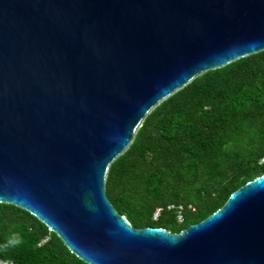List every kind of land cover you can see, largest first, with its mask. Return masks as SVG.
I'll return each instance as SVG.
<instances>
[{
  "label": "water",
  "instance_id": "95a60500",
  "mask_svg": "<svg viewBox=\"0 0 264 264\" xmlns=\"http://www.w3.org/2000/svg\"><path fill=\"white\" fill-rule=\"evenodd\" d=\"M264 51V0H0V203L85 264H264V175L179 233L104 192L150 110Z\"/></svg>",
  "mask_w": 264,
  "mask_h": 264
},
{
  "label": "trees",
  "instance_id": "16d2710c",
  "mask_svg": "<svg viewBox=\"0 0 264 264\" xmlns=\"http://www.w3.org/2000/svg\"><path fill=\"white\" fill-rule=\"evenodd\" d=\"M264 175V51L195 77L150 110L133 141L108 167L104 192L135 229L179 233ZM168 206H175L168 210ZM184 208L178 223L176 207ZM194 208V211L189 209ZM161 208L155 220L153 215ZM0 252L15 264H85L27 211L0 203Z\"/></svg>",
  "mask_w": 264,
  "mask_h": 264
},
{
  "label": "clouds",
  "instance_id": "9594fccd",
  "mask_svg": "<svg viewBox=\"0 0 264 264\" xmlns=\"http://www.w3.org/2000/svg\"><path fill=\"white\" fill-rule=\"evenodd\" d=\"M23 243L24 241L18 232H11L5 238V241L0 244V252H6L9 249H15ZM0 264H15V262L12 259H0Z\"/></svg>",
  "mask_w": 264,
  "mask_h": 264
},
{
  "label": "built area",
  "instance_id": "2783aa9c",
  "mask_svg": "<svg viewBox=\"0 0 264 264\" xmlns=\"http://www.w3.org/2000/svg\"><path fill=\"white\" fill-rule=\"evenodd\" d=\"M175 206H168L167 209L170 210V209H174ZM189 209H191L192 211H194V208H192L191 206H189ZM161 208H157L154 215H153V219H157L158 216L160 215V212H161ZM183 211H184V208L182 206H177L176 207V219H177V222L178 223H182L184 221V217H183Z\"/></svg>",
  "mask_w": 264,
  "mask_h": 264
}]
</instances>
